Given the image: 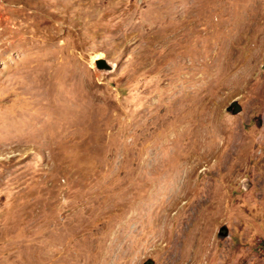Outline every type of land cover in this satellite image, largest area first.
<instances>
[{"label":"rangeland","instance_id":"obj_1","mask_svg":"<svg viewBox=\"0 0 264 264\" xmlns=\"http://www.w3.org/2000/svg\"><path fill=\"white\" fill-rule=\"evenodd\" d=\"M146 261L264 264V0H0V264Z\"/></svg>","mask_w":264,"mask_h":264},{"label":"water","instance_id":"obj_2","mask_svg":"<svg viewBox=\"0 0 264 264\" xmlns=\"http://www.w3.org/2000/svg\"><path fill=\"white\" fill-rule=\"evenodd\" d=\"M95 66L98 70H111V66L109 65V63L104 60V59H96L95 60ZM225 227H222L220 230H224ZM220 236H222L220 233H219ZM143 264H153L152 261H146L145 263Z\"/></svg>","mask_w":264,"mask_h":264}]
</instances>
